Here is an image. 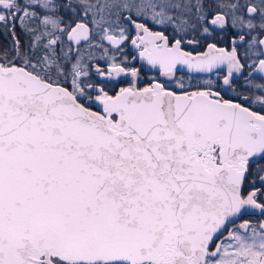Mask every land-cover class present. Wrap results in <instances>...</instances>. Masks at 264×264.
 I'll list each match as a JSON object with an SVG mask.
<instances>
[{
    "label": "water",
    "instance_id": "obj_1",
    "mask_svg": "<svg viewBox=\"0 0 264 264\" xmlns=\"http://www.w3.org/2000/svg\"><path fill=\"white\" fill-rule=\"evenodd\" d=\"M91 36L80 22L70 41ZM179 60L186 72L213 66L209 55ZM118 110L124 132L66 88L0 67V264H28L41 248L143 259L166 243L210 240L233 218L241 179L210 172L187 143L221 137L246 149L250 112L165 92L131 95Z\"/></svg>",
    "mask_w": 264,
    "mask_h": 264
},
{
    "label": "flooded vegetation",
    "instance_id": "obj_2",
    "mask_svg": "<svg viewBox=\"0 0 264 264\" xmlns=\"http://www.w3.org/2000/svg\"><path fill=\"white\" fill-rule=\"evenodd\" d=\"M51 1L56 7L52 14L37 9L33 12L37 21L22 22L20 6L26 1L0 0L3 70L29 73L66 88L117 132H124L120 104L134 94L165 92L239 106L250 112L254 133L246 149L238 152L221 137L210 141L192 137L187 143L189 155L207 170L216 173L225 168L241 179L238 211L214 238L192 244L166 243L143 259L90 260L41 248L29 255L28 264H264V20L258 18L259 11L255 18H249L246 11L250 27L234 28L223 9L203 4L205 18L201 23L189 22L186 29L179 22L153 25L126 13L123 23L112 29L119 38L117 44L110 42L105 55L94 59L93 53L84 50L93 31L87 43L77 46L70 41L81 22L77 18L80 3ZM43 17L54 18L57 25L45 26ZM133 22L146 28L135 27ZM166 51L176 58L163 60ZM206 55L213 59L212 68L180 70V56Z\"/></svg>",
    "mask_w": 264,
    "mask_h": 264
},
{
    "label": "rangeland",
    "instance_id": "obj_3",
    "mask_svg": "<svg viewBox=\"0 0 264 264\" xmlns=\"http://www.w3.org/2000/svg\"><path fill=\"white\" fill-rule=\"evenodd\" d=\"M25 1L27 8H23L22 6L25 5L22 3L20 6L22 22L36 20L33 12L37 9L52 14L53 9L56 8L51 0ZM68 2L75 5L80 3L78 5L81 11L77 18L91 25L93 29V39L84 50L93 53L94 59L105 55L103 51L107 50L110 42L117 44L119 38L113 35L112 29L123 23L122 15L126 13L138 16L153 25L166 26L179 22L183 29H186L191 21L201 23L207 14L201 7L203 5L201 0L192 2L191 0H68ZM207 4H215L217 8L223 9L229 15L234 28L242 26L248 28L252 25L247 22L246 17V11L250 7L256 8L259 11L258 18L264 20V0H208ZM15 8L17 9L18 5H15ZM3 17L4 15L0 13V20ZM9 18L13 17L9 16ZM41 20L47 21L44 25L48 27L57 25L54 18L43 17Z\"/></svg>",
    "mask_w": 264,
    "mask_h": 264
},
{
    "label": "trees",
    "instance_id": "obj_4",
    "mask_svg": "<svg viewBox=\"0 0 264 264\" xmlns=\"http://www.w3.org/2000/svg\"><path fill=\"white\" fill-rule=\"evenodd\" d=\"M194 1V0H191V2ZM203 2V4H207L208 0H201ZM25 6H22L23 8H27L26 7V4H24ZM22 12V11H21ZM8 18V16H7ZM0 38L3 39V37L0 35ZM1 39H0V44L2 45V42H1Z\"/></svg>",
    "mask_w": 264,
    "mask_h": 264
}]
</instances>
